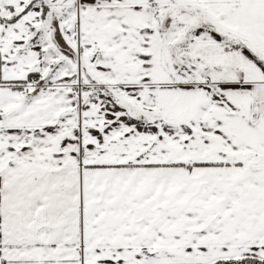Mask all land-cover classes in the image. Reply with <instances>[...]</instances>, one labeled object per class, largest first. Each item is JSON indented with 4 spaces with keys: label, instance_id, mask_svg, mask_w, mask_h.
Instances as JSON below:
<instances>
[{
    "label": "snow or ice",
    "instance_id": "1",
    "mask_svg": "<svg viewBox=\"0 0 264 264\" xmlns=\"http://www.w3.org/2000/svg\"><path fill=\"white\" fill-rule=\"evenodd\" d=\"M0 264H264V0H0Z\"/></svg>",
    "mask_w": 264,
    "mask_h": 264
}]
</instances>
